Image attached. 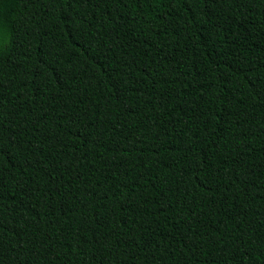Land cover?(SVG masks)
<instances>
[{
	"label": "trees",
	"instance_id": "trees-1",
	"mask_svg": "<svg viewBox=\"0 0 264 264\" xmlns=\"http://www.w3.org/2000/svg\"><path fill=\"white\" fill-rule=\"evenodd\" d=\"M0 264H264V0H0Z\"/></svg>",
	"mask_w": 264,
	"mask_h": 264
}]
</instances>
